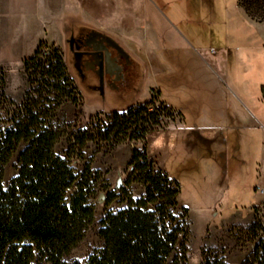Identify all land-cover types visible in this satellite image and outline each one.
<instances>
[{
	"label": "trees",
	"instance_id": "obj_1",
	"mask_svg": "<svg viewBox=\"0 0 264 264\" xmlns=\"http://www.w3.org/2000/svg\"><path fill=\"white\" fill-rule=\"evenodd\" d=\"M23 65L28 88L22 101L0 92V264H188L189 208L180 202L179 181L154 166L146 145L133 148L117 189L92 168L93 158L82 168L74 164L85 160L90 142L112 149L126 141L145 142L159 115L170 114L172 107L154 94L144 104L107 114L106 121L97 114L86 127L69 123V130L63 129L56 123L62 106L82 102L63 51L41 41ZM158 82L165 85L163 76ZM63 137L66 149L57 152ZM21 145L17 173L5 185L6 165ZM101 193L102 245L85 261L68 262L95 220ZM248 232L255 247L241 264H264L263 222L256 219ZM203 256L202 264H228L216 250Z\"/></svg>",
	"mask_w": 264,
	"mask_h": 264
},
{
	"label": "crops",
	"instance_id": "obj_2",
	"mask_svg": "<svg viewBox=\"0 0 264 264\" xmlns=\"http://www.w3.org/2000/svg\"><path fill=\"white\" fill-rule=\"evenodd\" d=\"M169 2L0 0L4 25L0 50L31 56L41 41L50 42L46 27L54 22V26L72 33L73 40L80 38L92 53L94 69L89 72L97 79L100 69L102 83L98 87L93 83L91 88L103 91L105 85L120 90L121 100L108 109H88L82 103L77 107L82 115L89 118L122 112L150 101L154 94L172 108L182 109L181 117L163 129L152 130L145 142H124L108 153H96L92 159L95 170L108 175L114 170L123 173L133 148L146 145L154 166L178 180L182 170L205 158L206 145H214L222 153L220 174L228 185L232 180L228 172L235 143L232 137L259 122L247 99L248 91L232 83V35L228 33L221 39L219 51L207 47L194 30L186 33L180 21L166 14ZM191 24L196 29L203 26L200 19ZM229 30L232 31V22ZM160 76L164 86L158 82ZM260 168L259 185L264 184V149Z\"/></svg>",
	"mask_w": 264,
	"mask_h": 264
},
{
	"label": "rangeland",
	"instance_id": "obj_3",
	"mask_svg": "<svg viewBox=\"0 0 264 264\" xmlns=\"http://www.w3.org/2000/svg\"><path fill=\"white\" fill-rule=\"evenodd\" d=\"M169 1L168 8L165 9L166 14L173 21H180L186 33L194 30L207 47L212 46L219 51L223 43L221 39L228 33L232 35V83L243 86L245 91H248L247 99L250 100L253 112L259 120L255 127L240 130L237 137H232V142L235 141L236 144H232V162H229L228 167L232 180L228 185L227 180L220 174L223 171L220 170L222 153L215 150L214 145H206L203 149L205 158L196 166L182 170L178 175L181 188L179 199L189 208L188 264H202L206 250L222 253L228 264H241L255 247L256 241L248 232L249 227L256 219L264 224V184L259 185L258 179L264 149V0H189L187 3L185 0ZM184 17L189 21H181ZM196 19H200L203 25L197 27L198 30L191 24L192 20ZM211 19L212 24L209 23ZM230 22L232 31L229 30ZM3 28L0 17V32ZM46 28L48 40L52 43L46 42L55 43L63 51L68 72L80 92L81 104L85 103L88 109H108L112 103L121 100L118 89L105 85L103 91L100 88H91L93 83L97 87L100 85L101 71L99 69L97 79L89 72V69H94L92 53L83 46L80 38L78 41L77 38L73 40L72 33H67L65 28L54 26V22H49ZM25 58L27 57L19 52L0 50V81H3L0 82V92L3 91L5 96L15 103L22 101L28 88L23 67ZM81 104L65 103L57 115V125L63 129H67L69 123L86 127L90 118L96 115L89 118L82 115V111L77 108ZM177 111L181 117L182 113ZM106 116L107 114H99L101 119H106ZM173 122L168 120L155 129H163ZM66 146V137H63L56 145V151L62 152ZM22 147L23 145L6 165L5 185H8L17 173V157ZM111 150L105 142H90L85 149V160H75L74 164L82 168L83 163L92 159L96 153H108ZM126 169L127 167L123 173L118 174L116 170L109 175L103 173L102 178L108 180L113 189H117V180L119 177L125 180ZM102 182L100 179L99 183ZM112 206L117 207L116 203ZM104 210V200L98 197L95 220L84 240L67 256L68 262L77 259L83 262L93 250L102 245L98 230Z\"/></svg>",
	"mask_w": 264,
	"mask_h": 264
},
{
	"label": "built area",
	"instance_id": "obj_4",
	"mask_svg": "<svg viewBox=\"0 0 264 264\" xmlns=\"http://www.w3.org/2000/svg\"><path fill=\"white\" fill-rule=\"evenodd\" d=\"M263 98H264V93H263ZM159 106H160V103L157 102L156 107H159ZM154 108L155 107H152L151 110H154ZM171 111L172 112L170 114L161 113L158 118V124L155 125V127L162 126L165 122H168V120L175 121L176 118L180 117V114L178 113L177 110L172 109ZM104 121H106V119H104Z\"/></svg>",
	"mask_w": 264,
	"mask_h": 264
},
{
	"label": "water",
	"instance_id": "obj_5",
	"mask_svg": "<svg viewBox=\"0 0 264 264\" xmlns=\"http://www.w3.org/2000/svg\"><path fill=\"white\" fill-rule=\"evenodd\" d=\"M122 185H123V179H122V177H119L118 180H117V188H120ZM99 198L101 200H104L105 199V194L101 193Z\"/></svg>",
	"mask_w": 264,
	"mask_h": 264
}]
</instances>
